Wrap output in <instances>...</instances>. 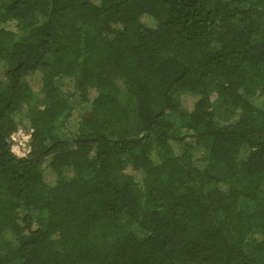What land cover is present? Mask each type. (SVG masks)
I'll list each match as a JSON object with an SVG mask.
<instances>
[{"label": "trees", "instance_id": "obj_1", "mask_svg": "<svg viewBox=\"0 0 264 264\" xmlns=\"http://www.w3.org/2000/svg\"><path fill=\"white\" fill-rule=\"evenodd\" d=\"M0 264H264V0H0Z\"/></svg>", "mask_w": 264, "mask_h": 264}, {"label": "built area", "instance_id": "obj_2", "mask_svg": "<svg viewBox=\"0 0 264 264\" xmlns=\"http://www.w3.org/2000/svg\"><path fill=\"white\" fill-rule=\"evenodd\" d=\"M31 132V131H30ZM30 132H25L22 129H18L16 132L9 136L11 141L10 152L18 157H23L28 151L26 144L30 138Z\"/></svg>", "mask_w": 264, "mask_h": 264}, {"label": "rangeland", "instance_id": "obj_3", "mask_svg": "<svg viewBox=\"0 0 264 264\" xmlns=\"http://www.w3.org/2000/svg\"><path fill=\"white\" fill-rule=\"evenodd\" d=\"M192 154H193V158L198 163H200V160L202 159L201 157L205 156V153L203 151H194Z\"/></svg>", "mask_w": 264, "mask_h": 264}]
</instances>
